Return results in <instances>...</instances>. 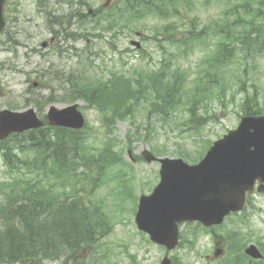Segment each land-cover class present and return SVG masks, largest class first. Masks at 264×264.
<instances>
[{
  "label": "trees",
  "instance_id": "1",
  "mask_svg": "<svg viewBox=\"0 0 264 264\" xmlns=\"http://www.w3.org/2000/svg\"><path fill=\"white\" fill-rule=\"evenodd\" d=\"M182 3L190 5L191 1L169 0L162 10L165 14H176ZM127 4L133 6L134 0H128ZM140 7L145 11L146 3L142 2ZM244 9L252 14V21L258 17L264 19L262 7H254L252 11V7L247 9L245 5ZM231 10L227 8L226 13ZM109 23L110 27L131 28L129 20ZM205 27L198 29L192 25L188 38L199 39ZM260 31L263 34L256 41L263 44L264 29ZM228 36L235 37L230 32ZM238 39L242 45L246 42ZM230 56L220 49L215 51V56H207L208 67L203 78L191 88L190 118L196 116L199 97L224 93L221 79ZM131 68L128 76L121 77L122 82L94 80L78 73L76 79L65 82L72 90L70 98L83 99L87 105L97 108L102 112V121L112 126L117 118L132 113L135 105L146 98L142 94H150L146 100H150L151 107L160 113H172L177 109L186 93L182 72L176 69L170 75L169 67L163 62L157 70ZM205 78L210 85L203 82ZM54 98L48 94L45 103L53 102ZM257 98L255 93H245L244 113H263ZM32 100L38 108L44 103L35 97ZM251 103L256 106L252 107ZM89 128V124L81 130L44 126L11 134L0 141L7 174H13L0 183V264H44L45 259L61 256H65L66 261L74 259L82 248L94 247L100 237L110 232L112 220L104 202L95 194L104 183L107 169L122 158L110 143L95 144L87 131ZM241 243L239 240L235 249L240 248ZM234 255L235 252L229 253V256ZM228 263L235 264L232 259Z\"/></svg>",
  "mask_w": 264,
  "mask_h": 264
},
{
  "label": "rangeland",
  "instance_id": "2",
  "mask_svg": "<svg viewBox=\"0 0 264 264\" xmlns=\"http://www.w3.org/2000/svg\"><path fill=\"white\" fill-rule=\"evenodd\" d=\"M94 6L102 5L105 0H91ZM116 1V0H115ZM231 2H240L241 0H230ZM191 8H182L181 14L169 21L176 22L177 31L174 33L175 38L182 39L187 36V29L193 23L198 22V26L202 27V23H206L210 20H217L223 16L220 13V8L224 5L222 3L211 1L210 6L205 7L202 4V0H193ZM47 9H55L56 12H61L59 6L50 3L47 5ZM59 10V11H57ZM66 6H64V11ZM27 14L31 15L32 21H36L30 26L29 33L22 35L19 40L22 45L17 46L15 49H7L0 54V109L7 107L10 109H24L28 104L34 105L31 101L33 96H40L42 99L48 94L55 97L54 103L57 106H63L69 102L70 97L67 95L69 83H62L56 79L51 73L63 72L68 74L70 71H76L81 64L86 63L87 57L85 53L81 56L72 55L67 57H61L56 55L53 50H47L45 56L40 52H33L32 49L35 46L40 47V42L43 39H48L49 29L46 22L42 17L35 15L33 7L26 6ZM188 11V12H185ZM242 11V10H241ZM194 18V19H192ZM165 20L160 19H145L139 20L137 27L131 33H124L120 39H116L109 43L107 46L99 37H93L89 49L95 54H91L90 59L93 61L94 66L91 69L92 72H97L98 79H103L109 70H118L123 73L128 72V68L131 65H139L145 68L157 67L160 55L153 43V40L144 39V47L151 52L153 61L149 62L146 59H141L137 52L127 53L124 52L122 57L127 62L123 66L117 63V55L111 52L113 45L125 48L132 46L130 41L132 39H138L135 31H142L143 36H149L154 34L156 29L158 30L161 24H164ZM158 24H160L158 26ZM90 23L87 24V27ZM28 27V25L26 26ZM45 28V30L43 29ZM216 27H210L209 33H214ZM162 38L161 43L166 47L168 52L165 60H169L172 68L179 67L180 70H186L189 74L187 81L194 76L196 73H202V56L211 50L214 46L216 39L210 38L208 45L205 43L199 44L194 42L191 47L175 46L167 40V35H164L163 31H160ZM85 41L80 40L76 47L81 50L84 46ZM169 52L171 53L169 56ZM236 58L233 59L225 67V73L223 80L228 85V89H237V85L240 80H244V86L253 90L256 88L259 92L260 101L264 102V53L256 59H251L245 50H236ZM50 66V67H49ZM47 69V70H46ZM52 75V76H51ZM33 82H37V85H32ZM80 109L84 113L89 125L92 127L93 140L100 144L102 131L104 130L99 113L92 107H88L82 100H77ZM241 94L236 95V101L232 104L228 102L226 105V112L222 110V105L216 101H212V105L209 109V114H215V119L209 118L207 123L202 126L199 130L201 133L197 134L205 140H211L212 142L217 138L221 137L229 129H233L237 126V123L241 117L240 110ZM45 106L43 112L46 111ZM37 111V110H36ZM38 112V111H37ZM180 111L176 115V119L181 117ZM146 110L144 108L137 109L136 117L139 120L145 119ZM183 114V112H182ZM39 115V114H38ZM158 117V116H157ZM151 118L155 120V115L152 112ZM170 119L161 120V116L156 119V124L151 128V133L148 137V141H144L146 132L141 128L140 136L132 141L131 152L133 155H138L141 150L150 145H155L158 148L165 151L166 156L177 157L175 154L177 149L184 141L182 138H177L175 133L170 132L172 125ZM134 128L129 122H119L116 125L114 133V143L116 148L122 152L126 160L132 164L133 177L129 180V183L133 185V194L131 192L129 198L126 197L124 191L121 189V185L118 184V175L122 172H129L130 167L128 165H116L114 169L109 172L108 178L103 186L98 190L96 196L103 200L105 207L113 221L114 228L110 235L104 238L101 242V247L108 249L109 255L114 257V261L108 262L102 258L99 264H132L130 262L128 254L134 255V264H158L162 256L165 254V250L159 245L148 241L147 234L140 236V232L137 230L134 224V217L132 213L135 207H137V201L139 198L138 192H144L145 190L151 189L156 181L157 176L153 170H157L158 165L156 163L146 164L144 162L130 161L128 158L129 148L127 147L126 134ZM98 138V141L96 139ZM195 147L191 139L187 140L186 143L181 145V148ZM180 148V149H181ZM152 171V172H151ZM6 174L5 165L3 163L2 156L0 155V181L9 177ZM145 191L148 194L149 191ZM128 199V201H127ZM256 202L259 207V212L251 213L252 222L250 236L251 241L255 243L256 240H264V194L257 195ZM132 211V212H131ZM250 211V209L248 210ZM234 219V218H233ZM232 220L226 221V226L221 230L229 227ZM187 229V223L181 224L180 230L184 231ZM126 247L127 253L124 251ZM214 250V243L206 236H200L199 242L194 247H177L169 254L176 256L179 260V264H201L205 261L206 255H212ZM202 255V259H201ZM100 260H98L99 262ZM48 264H59L56 262H49Z\"/></svg>",
  "mask_w": 264,
  "mask_h": 264
},
{
  "label": "water",
  "instance_id": "3",
  "mask_svg": "<svg viewBox=\"0 0 264 264\" xmlns=\"http://www.w3.org/2000/svg\"><path fill=\"white\" fill-rule=\"evenodd\" d=\"M46 117L50 125L75 129L83 125L77 104L51 105ZM43 124L31 107L25 111L3 109L0 139ZM162 161V181L152 195L141 198L137 221L152 239L172 247L177 239L176 221L219 223L230 210L241 207L244 193L251 190L256 177L264 180V116L243 117L194 167L181 166L176 162L180 160ZM247 251L260 255L254 247Z\"/></svg>",
  "mask_w": 264,
  "mask_h": 264
},
{
  "label": "flooded vegetation",
  "instance_id": "4",
  "mask_svg": "<svg viewBox=\"0 0 264 264\" xmlns=\"http://www.w3.org/2000/svg\"><path fill=\"white\" fill-rule=\"evenodd\" d=\"M64 1V6H66V12H57L58 17H62L65 21V32H76L77 31V19L80 13L92 14L88 4L83 3L82 0H2V8L0 12V17H2L4 22V27L0 31V52L6 49L7 45L11 42L19 44V38L25 35L27 30H29L32 21L31 15L27 14L26 6L29 8L32 6L35 11V15L42 17L45 21L49 18L50 21L56 20L57 13L55 9H47V5L53 3L58 6V3ZM101 8H97L96 12H100ZM59 11V10H57ZM28 25V27H26ZM45 30V28H43ZM61 33L62 30L55 32V34L50 33L51 38H55L56 44H51L49 49H41L37 46L33 47V52H40L45 56L47 50H53L61 43ZM74 49L73 46L64 48V51Z\"/></svg>",
  "mask_w": 264,
  "mask_h": 264
},
{
  "label": "bare ground",
  "instance_id": "5",
  "mask_svg": "<svg viewBox=\"0 0 264 264\" xmlns=\"http://www.w3.org/2000/svg\"><path fill=\"white\" fill-rule=\"evenodd\" d=\"M47 25V28L50 30V31H53V32H55V30H54V28L51 26V25H49V24H45V26ZM50 67V66H49ZM47 70V69H46ZM51 74H53L54 75V73H51ZM52 76V75H51ZM67 91V95H68V97H70L71 96V94H72V90H71V88H66V87H64Z\"/></svg>",
  "mask_w": 264,
  "mask_h": 264
}]
</instances>
